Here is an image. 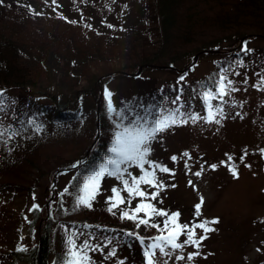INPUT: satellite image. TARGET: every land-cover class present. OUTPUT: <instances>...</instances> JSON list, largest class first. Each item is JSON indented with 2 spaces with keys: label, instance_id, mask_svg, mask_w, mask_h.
Here are the masks:
<instances>
[{
  "label": "trees",
  "instance_id": "trees-1",
  "mask_svg": "<svg viewBox=\"0 0 264 264\" xmlns=\"http://www.w3.org/2000/svg\"><path fill=\"white\" fill-rule=\"evenodd\" d=\"M55 22L62 23V30ZM51 24L55 26L50 28ZM81 26L88 27V33L97 31L114 50L103 55L97 44L88 49L76 40L73 45L75 39L60 33ZM246 35L264 41V0H0V208L18 193L28 198L44 172L69 175L46 211L38 215L40 223L33 217L42 212L38 201L30 203L32 217L27 226L20 224L25 214L19 210L18 227L9 231L11 237L5 235L10 243L0 251V264H123L126 260L132 264V259L150 264L154 248L147 245L144 255L138 238L168 231L164 224L168 217L154 215L151 209L135 213L141 202L169 216L179 213V225L194 228L201 224L198 214L181 220L179 209L164 206L159 193V199H153L151 194L161 187L141 183L139 188L147 195L129 196L115 176L100 178L90 206L78 200L88 176L106 165L108 149L120 130L117 125L122 128L136 120L146 128L163 122L180 125L187 119L209 122L229 107L225 116H233L237 103L227 101L226 91L242 86L245 91L264 93V46H250L243 39ZM193 43L199 52H210L215 58L205 77L189 84H154L153 89L112 106L111 112L100 100L93 110L98 136L93 133L85 143L83 124L88 113L76 86L85 80L91 66L100 63L105 75L123 71L131 62L134 66L157 64L171 60L175 51ZM91 74L94 72L89 78ZM61 139L78 143V150L72 147L51 157L42 152L43 148L55 151ZM146 159L165 168L160 158L148 155ZM43 160L51 166L43 168ZM72 166L76 168L70 169ZM144 168L155 173L157 185L164 183L166 172L148 164ZM125 169L124 179L129 184L132 177L143 175L139 167ZM4 193L8 197L3 198ZM113 203L117 207L109 211ZM0 213L4 211L0 209ZM123 213L135 214V219ZM142 219L148 223L140 224ZM168 227H173L171 221ZM196 229L200 228L194 232ZM186 239L187 235L181 234L177 243ZM120 249L126 254L123 257L118 255Z\"/></svg>",
  "mask_w": 264,
  "mask_h": 264
},
{
  "label": "rangeland",
  "instance_id": "rangeland-1",
  "mask_svg": "<svg viewBox=\"0 0 264 264\" xmlns=\"http://www.w3.org/2000/svg\"><path fill=\"white\" fill-rule=\"evenodd\" d=\"M55 24H51L50 28ZM56 27L62 30L63 25L57 23ZM67 28L60 33L75 39L73 45L76 40L88 49L97 44L100 54L103 55L114 50V47H108L104 37L99 36L97 31L88 33V27L82 26L79 29ZM243 39H247L250 46H264V41L254 35H246ZM239 43L240 41L237 42ZM196 46L198 45L193 43L181 47L175 51L171 60L136 66L131 62L123 71H111L105 75H102V72L106 69L98 66L100 63L91 66L87 78L76 86L83 94V108L88 113L83 124L85 143L93 133L95 138L98 136L93 110L100 100L107 105L110 102L116 107L135 95L153 89L154 84L156 86L171 81L189 84L205 77L212 70L215 58L210 56V52H199ZM91 72L94 74L89 78ZM241 76L240 74L238 78ZM82 87L88 92L85 93ZM230 88L232 84L228 86V90ZM226 92L227 101L233 100L237 103L232 108L233 116H225L231 109L229 107L221 110L209 122L187 119L179 123L180 125L167 124V127L154 136L153 144L148 145L149 155L160 158L165 162L163 166L168 169L164 173V186L155 192L159 193L160 199L157 194L155 197H158L159 201L162 200L164 206L178 208L181 220L195 217V206L200 204L198 217L210 229H196L195 238L199 240L198 245L181 242V245L186 247L181 246L180 251V248L168 247L164 252H160L154 248L150 260L152 264H264V93L245 91L242 86ZM61 140L55 151H45L43 148L42 152L51 157L72 147L75 151L78 150V143ZM60 161L63 160L58 162ZM43 162L46 163L43 168L51 166L50 162ZM56 162L52 163V171ZM9 179L11 180V177ZM68 179L67 174L58 176L57 172H44L31 187L32 194L28 198H25V194L18 196V193L10 204L0 208L4 211V214L0 213V251L4 252L8 248L10 239H6L5 235L8 233L9 236L13 226L18 225L19 210L25 214L20 224L27 226L32 217V213H29L30 203L38 201L41 204L42 212L35 216L33 214L34 219L39 218L38 215L48 208L57 188L61 189ZM8 195L4 193L2 197L6 198ZM40 220L39 218V223ZM154 234L156 233L149 238H138L143 245L144 255H147L146 246L155 243V237L168 235V231ZM201 236L205 238L200 239ZM118 255L123 257L126 254L120 249ZM189 255L192 259H188ZM132 261V264H140L136 259ZM123 264L131 263L126 260Z\"/></svg>",
  "mask_w": 264,
  "mask_h": 264
},
{
  "label": "snow or ice",
  "instance_id": "snow-or-ice-1",
  "mask_svg": "<svg viewBox=\"0 0 264 264\" xmlns=\"http://www.w3.org/2000/svg\"><path fill=\"white\" fill-rule=\"evenodd\" d=\"M108 108L110 112L113 111L110 102ZM164 127H167L166 122L156 124L155 126L150 128H146L139 120L131 121L129 122V124L123 126L122 128L120 125H117V128L120 130L116 131L114 134L112 146L108 149L110 155L106 158V165L104 167H101L98 171H94L85 180L83 188L81 189L83 195L79 197L78 203L83 204L85 206H90L89 201L95 196V193L99 186V180L105 175L115 176L117 179L121 180L122 183L125 185V191L128 192L129 196L145 197L147 195L144 191L140 190L139 185L141 183H147L151 186H158L162 188V184L157 185L155 182V173L145 171L144 166L145 164H148L149 167H158L161 171H168L167 168H163L160 165L152 164L149 160L146 159L150 152L148 144L154 138L156 132L162 130ZM173 159H175V157H173ZM125 166L139 167L141 169V172H143V175L138 178L132 177L131 184H129V180L124 179L126 171ZM128 175H131V173H128ZM197 175H199V173H197ZM112 191L118 196L117 189L113 188ZM151 195L154 199L156 193H152ZM119 202L123 203L124 201L121 198ZM202 202L203 200L201 198V203ZM113 207H117V204L113 203L108 210L111 211ZM195 207L198 214L200 204H197ZM145 209H151L152 214L154 215L168 217V219L164 221L165 229L168 230V235H160L155 237L154 240L156 242L149 245L150 248L159 249L160 252H164L165 248L168 247H170L171 249L180 248L181 245L177 243V239L181 234L187 235V240H185L184 243H192L198 245L199 240L195 238L194 228H203L205 231H210V229H208L203 223L195 225L194 228H189L188 225H179L176 223L179 213H172L169 216V214L165 213L164 211L157 210L151 204H144L143 202L136 206L135 213H139L141 211H144ZM123 216L128 219H135V214L129 215L128 213H123ZM169 221H171L173 225V227L170 229L168 227ZM139 223L147 224L148 220L142 219ZM152 227H157V225L153 224ZM204 238L205 237L203 236L200 237V239ZM73 255L76 254L73 253ZM177 258L179 259L180 257ZM188 259H192V256L189 255Z\"/></svg>",
  "mask_w": 264,
  "mask_h": 264
}]
</instances>
